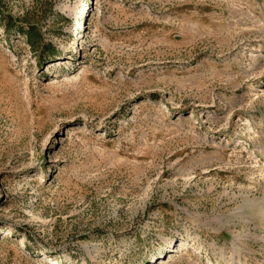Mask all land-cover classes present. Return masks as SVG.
Segmentation results:
<instances>
[{"label": "rangeland", "instance_id": "obj_1", "mask_svg": "<svg viewBox=\"0 0 264 264\" xmlns=\"http://www.w3.org/2000/svg\"><path fill=\"white\" fill-rule=\"evenodd\" d=\"M151 263L264 264V0H0V264Z\"/></svg>", "mask_w": 264, "mask_h": 264}, {"label": "bare ground", "instance_id": "obj_2", "mask_svg": "<svg viewBox=\"0 0 264 264\" xmlns=\"http://www.w3.org/2000/svg\"><path fill=\"white\" fill-rule=\"evenodd\" d=\"M62 64H63L62 62H57V65H59V66H61ZM179 245L182 246V243L180 242ZM180 251H181V250H180ZM175 252H176V251H175ZM160 263H162V262H160ZM151 264H154V263H151Z\"/></svg>", "mask_w": 264, "mask_h": 264}, {"label": "trees", "instance_id": "obj_3", "mask_svg": "<svg viewBox=\"0 0 264 264\" xmlns=\"http://www.w3.org/2000/svg\"><path fill=\"white\" fill-rule=\"evenodd\" d=\"M28 35H29L28 41L31 42V40L33 39V37L31 36V33H29Z\"/></svg>", "mask_w": 264, "mask_h": 264}]
</instances>
